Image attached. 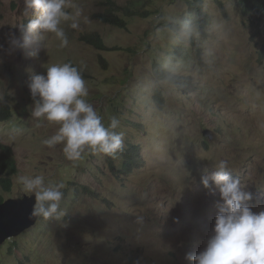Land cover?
<instances>
[{"label": "rangeland", "instance_id": "374dc122", "mask_svg": "<svg viewBox=\"0 0 264 264\" xmlns=\"http://www.w3.org/2000/svg\"><path fill=\"white\" fill-rule=\"evenodd\" d=\"M125 1L66 0L70 18L60 27L67 46L43 33L37 54L27 55L12 50L9 38L21 37V26L36 13L24 14V0H0V102L11 111L0 117V152L10 147L17 160L12 190L0 185V196L33 195L17 183L20 175L65 185L64 216L39 217L6 240L0 264H194L187 257L206 246L221 202L215 183L206 188L202 180L221 160L251 193L250 208L264 211V19L246 15L238 0H219L224 12L217 0H200L209 16L204 32L197 31L187 0H128L148 14L130 18L127 29L96 18ZM171 22L190 25L193 36L181 40L166 26ZM91 33L121 49L93 48L81 40ZM63 63L81 72L86 99L105 125L118 119L124 147L128 141L139 146L131 173L120 169L119 154L86 151L73 162L63 144H44L59 125L31 116L27 82L30 74ZM154 63L189 79L192 90L156 80Z\"/></svg>", "mask_w": 264, "mask_h": 264}, {"label": "clouds", "instance_id": "9594fccd", "mask_svg": "<svg viewBox=\"0 0 264 264\" xmlns=\"http://www.w3.org/2000/svg\"><path fill=\"white\" fill-rule=\"evenodd\" d=\"M24 4V14L27 16L31 11L36 16L21 26V37L12 35L9 38L12 50L26 49L27 55H36L43 33L55 34L60 46H67L68 39L60 27L62 20L70 18L65 10L66 0H24ZM72 27L77 24L73 23ZM184 29L192 30L187 24ZM27 87L33 99L31 116L44 117L59 125L58 132L44 144L50 148L63 144L66 159L79 161L86 151L116 158L123 150V133L116 131L118 119L112 117L105 125L103 117L87 101L86 81L75 66L52 64L46 68V74H30ZM209 180L217 186L221 200L212 235L202 251L189 254L187 258L194 264H264V211L254 212L250 208L251 193L243 191L239 179L229 175L226 161L217 164L210 178H203L206 188H211ZM17 183L25 192L34 194L32 215L45 220H60L64 216L59 210L64 195L63 183H45L41 175H20Z\"/></svg>", "mask_w": 264, "mask_h": 264}, {"label": "trees", "instance_id": "16d2710c", "mask_svg": "<svg viewBox=\"0 0 264 264\" xmlns=\"http://www.w3.org/2000/svg\"><path fill=\"white\" fill-rule=\"evenodd\" d=\"M189 10L192 13L193 21L196 26L197 31L204 32L209 23V16L203 10L200 0L196 2L192 0H187ZM217 6L221 11L224 12V7L221 2L217 0ZM237 6L247 15H254L259 19H264V0H238ZM146 12H141L136 6L134 1H125L124 3H112L109 10L104 13L96 15V18L100 21L111 24L114 27H119L122 29L128 28L129 19L135 16H140L141 18L147 17ZM168 29L175 32L176 35L183 40L187 36H193V31H185L183 24H177L175 22L168 23ZM81 40L86 44L92 46L93 48L101 51H109L115 49H121L119 47H110L106 44L104 38L98 33H91L83 35ZM262 51L264 53V43L262 45ZM261 53L262 55H264ZM153 76L158 81H164L172 84H176L180 90H192V84L189 79L181 78L180 76L173 74L167 68L161 65V63H154L152 68ZM160 97V95H159ZM11 116L10 107L0 102V117L3 119H8ZM225 125L226 122H225ZM122 159V164L120 169L123 173H131L133 169L138 167V160L140 157V148L138 145L127 142L126 146L121 152L118 153ZM17 160L10 150V147H2L0 152V185L4 192H11L13 184L12 179L16 173ZM83 191L89 192L92 195V190L83 186ZM78 191V188H77ZM2 197L0 196V203L2 202Z\"/></svg>", "mask_w": 264, "mask_h": 264}, {"label": "water", "instance_id": "95a60500", "mask_svg": "<svg viewBox=\"0 0 264 264\" xmlns=\"http://www.w3.org/2000/svg\"><path fill=\"white\" fill-rule=\"evenodd\" d=\"M203 136L210 139L213 137L209 131H205ZM34 205V194L8 198L0 203V245L7 239L19 236L36 223L38 216L32 215Z\"/></svg>", "mask_w": 264, "mask_h": 264}]
</instances>
